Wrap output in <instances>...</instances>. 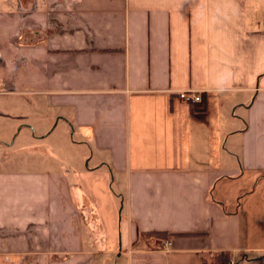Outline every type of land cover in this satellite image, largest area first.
Instances as JSON below:
<instances>
[{"label": "crops", "instance_id": "crops-1", "mask_svg": "<svg viewBox=\"0 0 264 264\" xmlns=\"http://www.w3.org/2000/svg\"><path fill=\"white\" fill-rule=\"evenodd\" d=\"M50 113L90 152L0 166V264L264 253V0H0V119Z\"/></svg>", "mask_w": 264, "mask_h": 264}, {"label": "rangeland", "instance_id": "rangeland-1", "mask_svg": "<svg viewBox=\"0 0 264 264\" xmlns=\"http://www.w3.org/2000/svg\"><path fill=\"white\" fill-rule=\"evenodd\" d=\"M55 116V113H50L48 118L44 114L42 117H30L24 124L16 119L2 117L0 166L15 161L36 166L40 160H45L52 161L57 167H64L66 163L85 158L90 152L89 147L82 145L79 136L59 118H54ZM114 189L117 193V189ZM89 217L93 226L92 233L101 237L100 225L95 215L90 214ZM249 255L257 258L256 264H264V253ZM236 263L244 264L243 256L240 255Z\"/></svg>", "mask_w": 264, "mask_h": 264}, {"label": "built area", "instance_id": "built-area-1", "mask_svg": "<svg viewBox=\"0 0 264 264\" xmlns=\"http://www.w3.org/2000/svg\"><path fill=\"white\" fill-rule=\"evenodd\" d=\"M180 100L183 102L196 104L202 102V98L196 92H185L180 95ZM166 246H170L169 241H165ZM229 264H236L235 259H231Z\"/></svg>", "mask_w": 264, "mask_h": 264}, {"label": "trees", "instance_id": "trees-1", "mask_svg": "<svg viewBox=\"0 0 264 264\" xmlns=\"http://www.w3.org/2000/svg\"><path fill=\"white\" fill-rule=\"evenodd\" d=\"M161 236L163 238H167V234H162V235H157ZM231 260V255L230 253H222L221 255L218 256V264H228Z\"/></svg>", "mask_w": 264, "mask_h": 264}]
</instances>
